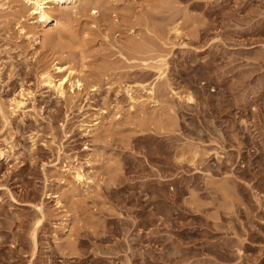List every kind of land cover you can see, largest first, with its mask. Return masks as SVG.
<instances>
[{
	"label": "rangeland",
	"instance_id": "1",
	"mask_svg": "<svg viewBox=\"0 0 264 264\" xmlns=\"http://www.w3.org/2000/svg\"><path fill=\"white\" fill-rule=\"evenodd\" d=\"M73 1L0 0V264H264V0Z\"/></svg>",
	"mask_w": 264,
	"mask_h": 264
},
{
	"label": "bare ground",
	"instance_id": "2",
	"mask_svg": "<svg viewBox=\"0 0 264 264\" xmlns=\"http://www.w3.org/2000/svg\"><path fill=\"white\" fill-rule=\"evenodd\" d=\"M26 3L28 4L31 13L37 15V18L39 19V21L37 22L39 23V25L45 28L47 26H53L55 28L61 27L60 18H58L57 16L58 14L56 15L54 9L51 7L59 4H72L73 7L75 4L73 0H26ZM33 35L37 36V33H33ZM56 68L58 71H64V69H66L68 74L61 80H59L58 84L56 85L58 91L62 93L63 84L68 81V77H70V75H73L75 71L72 68H66L63 65H58ZM150 92H152V90Z\"/></svg>",
	"mask_w": 264,
	"mask_h": 264
}]
</instances>
